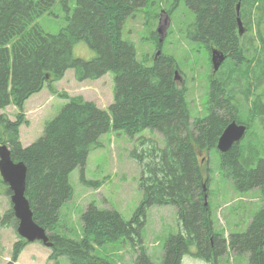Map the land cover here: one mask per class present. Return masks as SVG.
I'll return each instance as SVG.
<instances>
[{"label": "trees", "instance_id": "obj_1", "mask_svg": "<svg viewBox=\"0 0 264 264\" xmlns=\"http://www.w3.org/2000/svg\"><path fill=\"white\" fill-rule=\"evenodd\" d=\"M152 1L76 0L71 12L68 0H0V146L8 148L12 162L26 167L25 197L33 221L46 231L51 244L47 260L56 262L66 257L70 264H117L98 257L96 250L129 240L139 249L134 264H153L139 246L146 214L152 206L171 205L176 209L179 231L166 240L161 264H181L187 255L205 264H218L227 250L236 256L247 255V264H264V208L253 216L245 231L232 232L227 238L217 233L212 210L204 199L209 194L210 170L207 160L203 164L200 158L203 152L217 150L220 135L233 121L247 127L242 140L252 133L251 122L257 117L250 115L249 122H243L237 86L239 81L246 83L243 96L248 104L254 84L261 80L256 77L255 66L264 64V56L260 52L256 58H247L237 19L243 31L250 30L255 9L262 13L257 21L264 19V0H174L164 13L170 17L176 5L184 2L194 13L186 37L204 44L210 58L216 51L230 62L225 73L219 71L221 65L210 74L204 114L199 117L192 115L185 85L178 86L175 80V59L161 53L163 40L160 43L152 34L154 48L160 54L155 53L147 66L146 61L136 59L133 44L122 39L121 26L126 18ZM56 2L67 13L66 26L58 34H45L37 20ZM259 35L264 49V39ZM77 42H84L95 56L88 61L75 58L73 46ZM69 70L79 83L113 75V102L108 111L80 96L56 93L67 101L66 105L44 124L42 137L23 147L19 129L28 123L25 102L45 87L55 94L54 84ZM252 103L250 111L264 112L258 97ZM11 105L17 110L14 120L4 112ZM109 128L131 139L149 130L161 136L164 146L146 137L135 140L137 146L131 157L141 167L142 200L128 221L117 211L99 209L91 202L80 216V238H64L54 230L61 207L73 194L69 176L80 168L82 182L98 186L95 181H85L82 170L89 154L101 148L99 139ZM241 141L226 153L217 150L219 171L232 181L235 191L256 189L264 198V158L255 159L256 165L249 167L253 159L243 160L242 153L246 151L251 157L257 151L252 146L245 148ZM2 194L10 196L0 178ZM17 225L10 206L0 214V227L12 228L17 235ZM17 239L4 264H15L29 244L18 235Z\"/></svg>", "mask_w": 264, "mask_h": 264}, {"label": "rangeland", "instance_id": "obj_2", "mask_svg": "<svg viewBox=\"0 0 264 264\" xmlns=\"http://www.w3.org/2000/svg\"><path fill=\"white\" fill-rule=\"evenodd\" d=\"M173 3L174 0H153L149 6L135 11L123 22L121 35L122 39L133 44L136 59L139 62L146 61L147 66L152 64V57L156 53L152 34L155 33L157 38H162L161 53L175 59L179 71L177 84L178 86L185 85L187 102L192 115L199 117L204 114L205 94L208 90L209 76L212 74L210 51L204 44L192 42L186 37V29L193 23L194 13L184 2L180 1L170 17L166 16V12L171 9ZM68 5L72 12L76 6V0H68ZM254 13L255 18L251 21V29L247 31L243 25L245 30H242L241 35V43L249 60L256 58L260 52L261 56H264V51H262L264 49H262L258 37L260 34L264 39V19L257 21L262 13L256 9ZM66 16L67 13L62 4L56 2L49 13L37 20V24L45 34H58L66 26ZM158 27H160L161 34L157 33ZM255 54L257 55L254 56ZM73 56L88 61L95 56V53L84 42H77L73 46ZM229 63L228 60L224 61L219 71L225 73ZM254 72L256 77L258 76L261 80H258L256 84L252 82L254 87L253 91L251 90L252 95L247 100L248 104L243 96L245 82L239 81L238 94H236V99L242 109L240 117L243 122L248 123L247 117L250 115L257 117L251 122L250 132L252 133H249L241 141V145H244L245 148L252 146L257 151V154L253 153L251 157L246 151L242 153L243 160L253 159L249 167L256 165L255 159L264 158V112L259 114L258 111L249 110L256 97L264 105V64L258 62ZM55 88V94L50 92L52 96L56 93H66L69 97L80 96L86 101L94 100L101 103L106 112L110 106L108 104L113 102L114 82L111 73L96 82L79 83L75 80L73 71L69 70L64 80ZM52 98V101L43 99L40 105L32 109L28 117H25L29 126L27 123L22 128V143L24 145L29 146L42 137L44 124L54 119L67 103L65 99L57 95ZM10 111V108L4 110L7 115L11 114ZM139 137L150 138L158 146H164L161 136L149 130L140 132L134 139L129 138L124 132L115 133L111 128L101 136L99 139L101 148L89 154L82 170L84 180L95 181L98 186L84 184L81 180L80 168H76L70 174L69 181L73 188V194L59 211L55 233L68 239L77 240L80 238L82 227L80 216L91 202L99 209L117 211L125 221L131 218L142 200V192L139 187L141 167L131 157V152L137 146L135 140ZM200 158L203 164L207 160L210 170L209 194L206 196L205 202L209 203L212 210L215 231L225 238L232 232L245 231L253 216L264 208V198L256 189L246 193L235 191L232 181L219 171V152L217 150H211L208 154L203 152ZM9 208V198L2 194L0 196V214ZM178 231L174 206H152L146 214L139 246L153 264H161L166 240L170 235L177 234ZM17 240V235L12 228L0 227V264L9 261L12 245ZM30 245L24 256L20 254L17 261L19 264H70L66 257H61L56 262L47 261L45 263L41 258H44L42 255L49 249L39 242ZM96 254L98 257L106 258L117 264H134L138 258L139 249L131 241L122 240L97 248ZM187 261L205 264L188 255L184 256L182 264H186ZM247 263V255L236 256L229 250L218 261V264Z\"/></svg>", "mask_w": 264, "mask_h": 264}, {"label": "water", "instance_id": "obj_3", "mask_svg": "<svg viewBox=\"0 0 264 264\" xmlns=\"http://www.w3.org/2000/svg\"><path fill=\"white\" fill-rule=\"evenodd\" d=\"M236 12H239V5L236 7ZM239 34H242L241 20L237 19ZM157 33L161 34L160 27L157 28ZM162 42V38H159ZM160 54V51L156 55ZM225 58L223 55L212 51L211 65L213 72L219 70ZM175 79H179L178 72L175 71ZM247 127L243 124L231 122L220 135L216 149L220 153H226L235 144L239 143L246 133ZM0 178L10 192V203L14 217L18 221L16 228L17 235L28 243L40 242L45 247L50 248L46 231L39 227L33 221V214L29 203L25 197L26 191V167L23 163H14L9 156V150L6 146H0ZM206 200V196H204Z\"/></svg>", "mask_w": 264, "mask_h": 264}, {"label": "crops", "instance_id": "obj_4", "mask_svg": "<svg viewBox=\"0 0 264 264\" xmlns=\"http://www.w3.org/2000/svg\"><path fill=\"white\" fill-rule=\"evenodd\" d=\"M68 72L69 71H67L66 73H65V75H64V77L68 74ZM106 76V75H105ZM64 77L62 78V80H60L59 82H56L55 84H54V88H55V86L56 85H58L59 83H61L63 80H64ZM103 78V77H102ZM101 78V79H102ZM101 79H99V80H101ZM98 81V80H97ZM96 82V81H95ZM56 89V88H55ZM53 96H56V95H53ZM52 96V94L50 93V91H49V89H47V88H43V90H41L39 93H37V94H34V95H32L31 97H29L28 99H27V101L25 102V104H24V114H25V117H28V114H29V112L32 110V109H35L36 107H38L39 105H40V103H41V101L43 100V99H45L46 98V100H48V99H50L51 101L53 100V97ZM91 101V100H90ZM92 102H94L100 109H104L102 106H101V103H99V102H97V101H94V100H92ZM111 104V103H110ZM110 104H108V105H110ZM7 108H10L11 109V111H10V115H8V117L12 120L13 118H14V116H15V114H16V112H17V110H16V108L14 107V106H8ZM14 114V116H12ZM23 126H25V125H23ZM23 126H21L20 127V129H19V134H20V142H21V144H22V146L23 147H26V145H24L23 143H22V128H23ZM28 126H29V123H28ZM31 245L29 244V245H27L25 248H24V250H23V252L21 253V256L23 255H25L26 254V250L28 251V249H29V247H30ZM48 255H49V251H47L46 253H44V255H42V256H44V258H41L45 263H47V258H48ZM20 260V259H19ZM184 260V257L182 258V261ZM182 261H181V264H182ZM16 264H19L18 262L16 263ZM186 264H197V263H191V262H189V261H187L186 262Z\"/></svg>", "mask_w": 264, "mask_h": 264}]
</instances>
